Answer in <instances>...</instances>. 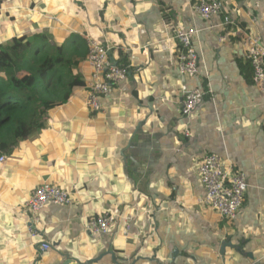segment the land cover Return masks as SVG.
<instances>
[{
    "label": "crops",
    "instance_id": "obj_1",
    "mask_svg": "<svg viewBox=\"0 0 264 264\" xmlns=\"http://www.w3.org/2000/svg\"><path fill=\"white\" fill-rule=\"evenodd\" d=\"M219 1L222 13L203 19L196 0H0V46L26 36L29 56L44 41L57 58L43 108L0 140V264H264V95L239 33L264 48V0ZM174 27L198 29L193 77L178 73ZM71 34L130 65L99 111L85 105L91 68ZM182 84L205 90L188 121ZM205 154L245 173L234 219L198 202ZM43 182L72 201L47 204L34 222L24 203ZM104 211L131 215L128 233L121 220L106 235L88 230Z\"/></svg>",
    "mask_w": 264,
    "mask_h": 264
},
{
    "label": "built area",
    "instance_id": "obj_2",
    "mask_svg": "<svg viewBox=\"0 0 264 264\" xmlns=\"http://www.w3.org/2000/svg\"><path fill=\"white\" fill-rule=\"evenodd\" d=\"M222 9L219 0H196L195 10L203 19L219 15ZM229 22H231L229 17H224L222 29L223 25L226 26ZM171 32L178 47V73L183 77L195 76L199 71L195 48L198 29L174 27ZM239 33L242 34L240 42L243 44V57L251 68V81L264 95V48L260 46L257 37L247 35L241 28ZM86 40L88 44L86 60L91 71L86 82L85 105L92 111H99L102 108L101 99L110 95L112 88L127 77L130 65L111 61L108 48L103 43L92 38ZM179 90L182 95L179 113L188 121L203 103L205 90L200 86L189 87L185 84H182ZM184 133L188 136L189 130L185 129ZM4 160L5 157L0 156V162ZM197 173L204 189V194L198 198V202L217 210L223 218L234 219L248 188L245 173L241 170L230 172L225 168L222 159L215 154H205L201 158ZM71 201L70 192L43 182L26 199L23 210L27 211L30 219L35 222L40 221L38 214L47 204H68ZM119 220L123 224V233L127 234L131 229L132 216L119 215L117 211H104L96 217L89 218L86 227L93 234L106 235ZM30 232L33 235L36 233L34 229H30ZM49 247V243H41V250H47Z\"/></svg>",
    "mask_w": 264,
    "mask_h": 264
},
{
    "label": "trees",
    "instance_id": "obj_3",
    "mask_svg": "<svg viewBox=\"0 0 264 264\" xmlns=\"http://www.w3.org/2000/svg\"><path fill=\"white\" fill-rule=\"evenodd\" d=\"M68 40L88 52L87 40L79 34H71ZM31 44L26 36H20L0 46V140L3 133L26 124L28 111L39 112L43 93L52 91L45 81L54 74L57 58L43 49L44 41L29 56Z\"/></svg>",
    "mask_w": 264,
    "mask_h": 264
}]
</instances>
